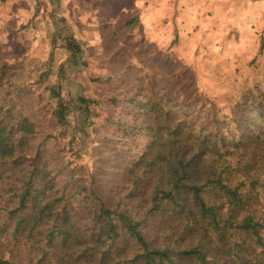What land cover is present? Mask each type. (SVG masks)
<instances>
[{"label": "rangeland", "instance_id": "374dc122", "mask_svg": "<svg viewBox=\"0 0 264 264\" xmlns=\"http://www.w3.org/2000/svg\"><path fill=\"white\" fill-rule=\"evenodd\" d=\"M59 1L0 0V114L8 112L14 124L27 116L37 128L17 157L0 159V257L20 264H29L33 251L12 235L16 193L36 156L58 180L51 201L61 197L57 209L67 208L76 223L90 221L72 196L75 179L89 182L87 171L109 206L121 204L137 216L143 210L125 196L121 171L146 130L140 107L146 98L209 127L216 112L220 122L235 116L246 133L256 127L252 110L242 113L244 104L237 103L264 104V0H70L67 16ZM150 5L147 18L143 7ZM46 35L53 46L42 43ZM66 39L82 51L55 62ZM51 85L61 87L71 110L63 127L50 117ZM80 94L94 100L86 133L75 131ZM22 235L23 229L16 239ZM19 247L24 253L15 256Z\"/></svg>", "mask_w": 264, "mask_h": 264}, {"label": "trees", "instance_id": "16d2710c", "mask_svg": "<svg viewBox=\"0 0 264 264\" xmlns=\"http://www.w3.org/2000/svg\"><path fill=\"white\" fill-rule=\"evenodd\" d=\"M65 46L74 57L82 51L74 39H66ZM50 93L56 99L50 117L63 127L70 123V107L59 85H51ZM146 99L140 106L148 118L146 130L121 171L125 196L142 214H129L121 204L109 206L95 187L93 171H87L89 182L75 179L72 196L90 221L76 223L67 208L57 209L61 197L51 201L58 180L36 156L16 193L12 232L33 251L29 264H264V123H257L264 120V104L237 103L244 104L242 113L252 110L256 127L246 133L235 116L220 122L216 112V125L209 127ZM93 102L78 96L76 132L86 133L93 124ZM7 113L0 114V159L17 157L37 134L27 116L14 124ZM23 251L17 248L15 256ZM0 264L20 263L0 257Z\"/></svg>", "mask_w": 264, "mask_h": 264}, {"label": "crops", "instance_id": "0c3cea01", "mask_svg": "<svg viewBox=\"0 0 264 264\" xmlns=\"http://www.w3.org/2000/svg\"><path fill=\"white\" fill-rule=\"evenodd\" d=\"M69 3H70V0H60V1H59V4H60V6H61L62 9H63L62 12H63V14H64L65 16H67V14H68L69 12L72 13V11H73V10L70 11ZM141 8H142V7H141ZM143 8H144V14H145V16H146L147 18H149V17H148V14L151 12L153 6H152V5H150V6H144ZM155 8L158 9V10H159V9L162 10L161 7H159V6H156ZM143 21H144V20H143V18H142L141 23H142ZM50 23H51V22H50ZM157 23H158V22H157ZM48 24H49V23H48ZM145 29H148V27H145ZM145 29H144V30H145ZM58 40H59V39H58ZM78 40H79V39H78ZM54 42H56V40H52V37H47V35L44 37V39H42V43H47V44L52 45V46H53ZM64 53L66 54V56H70V54H71V52L66 48L65 43H64L63 45H61V47L56 48V59H55V62L58 61L57 56H61V55H63Z\"/></svg>", "mask_w": 264, "mask_h": 264}]
</instances>
